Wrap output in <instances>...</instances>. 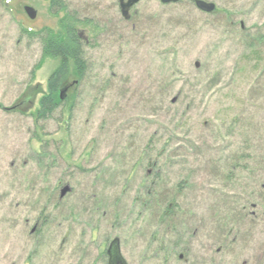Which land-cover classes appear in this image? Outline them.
Wrapping results in <instances>:
<instances>
[{
    "label": "rangeland",
    "instance_id": "1",
    "mask_svg": "<svg viewBox=\"0 0 264 264\" xmlns=\"http://www.w3.org/2000/svg\"><path fill=\"white\" fill-rule=\"evenodd\" d=\"M206 1L66 0L99 29L36 122L58 60L25 30L58 18L0 0V264H109L116 237L128 264H264V0Z\"/></svg>",
    "mask_w": 264,
    "mask_h": 264
},
{
    "label": "trees",
    "instance_id": "2",
    "mask_svg": "<svg viewBox=\"0 0 264 264\" xmlns=\"http://www.w3.org/2000/svg\"><path fill=\"white\" fill-rule=\"evenodd\" d=\"M46 1L49 3L51 15L58 18V28L44 27L38 31L25 30L30 38L37 37L41 40L42 56L36 68H40L45 59L58 60L57 67L48 78L46 93L38 101V106L34 113H32L36 122L52 117L61 107H64V112L66 107H68L67 112L68 114L71 113V106L75 100V95L73 94L71 97L68 95L64 100H61L60 93L64 87V83L71 79V77H74L77 84H80L88 73L89 66L84 53V46L88 41L81 35V32L84 30L82 28L92 27L91 30L94 32L99 29L97 24L93 23L92 20L81 19L75 12L70 11L66 0ZM183 1L185 0H181L180 2ZM189 1L194 3L193 0ZM216 12H219V10L217 9L213 13ZM240 160L242 158H239L238 155L233 158L235 163H238ZM237 168L232 169V172H236ZM228 177L231 178L233 175L229 174ZM156 195L153 194L155 200L158 199ZM176 200L174 198L173 202ZM175 213L171 209L170 204L162 211V215L168 219H173Z\"/></svg>",
    "mask_w": 264,
    "mask_h": 264
},
{
    "label": "water",
    "instance_id": "3",
    "mask_svg": "<svg viewBox=\"0 0 264 264\" xmlns=\"http://www.w3.org/2000/svg\"><path fill=\"white\" fill-rule=\"evenodd\" d=\"M142 0H128L124 2V0H119L121 8L123 10L124 16H126L131 8H133L135 5H137ZM163 4H174V3H180L181 0H159ZM197 8H199L201 11L207 12V13H213L217 9V5L214 2H209L206 0H193ZM28 16L31 19H35L37 16V11L31 7L27 6L25 8ZM77 81H75L73 84H76ZM71 83L66 88L61 90L60 96L61 100H64L67 97V92L71 86H73ZM71 191V187L69 185H66L60 193V198L66 196L67 193ZM107 254L109 256V264H128L126 259L123 257L121 252V241L119 237L114 238L107 249Z\"/></svg>",
    "mask_w": 264,
    "mask_h": 264
},
{
    "label": "flooded vegetation",
    "instance_id": "4",
    "mask_svg": "<svg viewBox=\"0 0 264 264\" xmlns=\"http://www.w3.org/2000/svg\"><path fill=\"white\" fill-rule=\"evenodd\" d=\"M124 2H126V0H124ZM81 35H83V37H84V33H83V31L81 32ZM75 81H76V80L65 82L64 85H63V86H64L63 89L66 88V87H67L68 85H70L71 83L73 84ZM74 86H75V84H73V86H71V87L69 88V90H68V92H67V96L70 94V92L72 91V89H73Z\"/></svg>",
    "mask_w": 264,
    "mask_h": 264
}]
</instances>
